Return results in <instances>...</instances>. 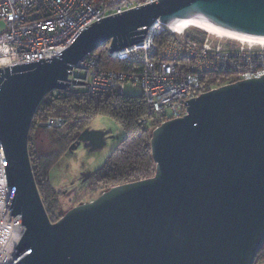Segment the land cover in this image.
Returning <instances> with one entry per match:
<instances>
[{"label": "water", "instance_id": "1", "mask_svg": "<svg viewBox=\"0 0 264 264\" xmlns=\"http://www.w3.org/2000/svg\"><path fill=\"white\" fill-rule=\"evenodd\" d=\"M184 18L264 37V0H158L94 23L58 56L0 70L8 208L24 228L11 264H255L264 246V76L204 92L186 115L154 128L152 177L113 186L57 222L37 186L29 136L43 99L108 42L114 52L157 21Z\"/></svg>", "mask_w": 264, "mask_h": 264}, {"label": "built area", "instance_id": "2", "mask_svg": "<svg viewBox=\"0 0 264 264\" xmlns=\"http://www.w3.org/2000/svg\"><path fill=\"white\" fill-rule=\"evenodd\" d=\"M156 1L0 0V70L58 56L94 23ZM189 30L177 33L172 25L157 21L141 41L129 47L112 52L108 42L106 55L133 68L104 67L97 50L75 66L67 88L57 90V95H121L133 86L140 89L148 108L142 123H154L156 128L186 115L188 101L204 92L264 76V46L241 44L207 32L192 35ZM165 31L171 36L160 44L158 39ZM211 75L227 80L213 82ZM65 122V117H48L38 126L59 129ZM10 195L0 148V254L11 245L13 261L24 228L21 217L13 216L8 208Z\"/></svg>", "mask_w": 264, "mask_h": 264}, {"label": "trees", "instance_id": "3", "mask_svg": "<svg viewBox=\"0 0 264 264\" xmlns=\"http://www.w3.org/2000/svg\"><path fill=\"white\" fill-rule=\"evenodd\" d=\"M170 36V33L165 31L158 42L161 44ZM98 52L101 54L104 67L118 70L133 68L130 63L110 59L106 55V44L99 48ZM210 80L225 82L227 77L211 75ZM50 116L74 118L75 130H82L86 127L85 122L98 116H108L123 130L124 135L116 148L103 167L93 176L94 189L102 187L105 191L113 186L143 180L155 174L156 165L152 158L151 134L156 124L142 123V120L148 116V108L141 94L128 96L101 93L92 96L62 95L59 97L55 92H51L38 107L31 131L36 130L38 123ZM58 131L55 130L57 134L60 133ZM29 140L31 142V138ZM63 143L62 138L57 142L58 146H62ZM31 144L29 143V153L37 186L49 218L55 222L53 216L57 207V194L52 186L49 165L59 159L61 152L49 157L44 164V159L37 150H33ZM262 261H264V246L259 251L255 264Z\"/></svg>", "mask_w": 264, "mask_h": 264}, {"label": "rangeland", "instance_id": "4", "mask_svg": "<svg viewBox=\"0 0 264 264\" xmlns=\"http://www.w3.org/2000/svg\"><path fill=\"white\" fill-rule=\"evenodd\" d=\"M189 32L192 35L205 34V31L196 27L191 28ZM139 94H141L140 89L133 86H129L125 92V95L128 96ZM65 118L64 127L53 129L37 125V129L31 131L29 136L31 138V142L29 140V143H32L33 150H37L42 156L44 164L49 157L61 152L59 159L54 164L49 165L52 186L57 194V207L53 216L55 222L61 219L73 207L95 200L100 196L103 188L98 187L94 189L93 176L103 167L124 135L118 123L108 116H98L85 122L86 127L82 130H75L73 128L76 124L74 118ZM43 128H46L47 131L44 132ZM86 129H95L105 134V142L101 149L98 147L90 149L89 146L81 144L77 148L69 150L74 140ZM55 130H59L60 133L54 134ZM60 138L63 139L64 143L56 149L55 142H58ZM52 151H55V153Z\"/></svg>", "mask_w": 264, "mask_h": 264}, {"label": "bare ground", "instance_id": "5", "mask_svg": "<svg viewBox=\"0 0 264 264\" xmlns=\"http://www.w3.org/2000/svg\"><path fill=\"white\" fill-rule=\"evenodd\" d=\"M192 27L199 28L207 33L212 35L227 38L239 42L241 44L253 45V46H264V37L261 36H252L246 34H240L232 31L222 30L215 25L207 22L206 20L191 18V19H180L175 21L172 24V29L177 33H183L184 31L191 29ZM16 235V231H12ZM16 238L13 239V242H16ZM12 246H8L3 254H0V264H9L12 261L11 256Z\"/></svg>", "mask_w": 264, "mask_h": 264}, {"label": "flooded vegetation", "instance_id": "6", "mask_svg": "<svg viewBox=\"0 0 264 264\" xmlns=\"http://www.w3.org/2000/svg\"><path fill=\"white\" fill-rule=\"evenodd\" d=\"M43 131L46 132V128H43ZM91 131H98L95 129H86L84 130L78 137L77 139L74 140V142L72 143V145H70L69 150H72V147L77 144V142L80 140V137L82 138V143L81 144H85L86 146H89L90 149H96L97 147L101 149V147L104 145V140L102 139V137H100L97 133H92ZM54 134L55 133L54 131ZM102 141V142H101ZM56 145V149L58 148V144L57 142H55ZM54 149V150H56ZM53 153H55V151H52Z\"/></svg>", "mask_w": 264, "mask_h": 264}, {"label": "crops", "instance_id": "7", "mask_svg": "<svg viewBox=\"0 0 264 264\" xmlns=\"http://www.w3.org/2000/svg\"><path fill=\"white\" fill-rule=\"evenodd\" d=\"M259 264H264V261L260 262Z\"/></svg>", "mask_w": 264, "mask_h": 264}]
</instances>
